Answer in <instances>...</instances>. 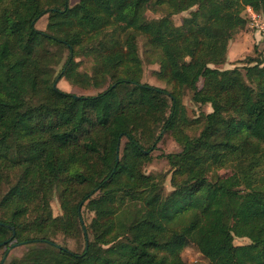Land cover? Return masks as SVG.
Here are the masks:
<instances>
[{"label": "trees", "instance_id": "16d2710c", "mask_svg": "<svg viewBox=\"0 0 264 264\" xmlns=\"http://www.w3.org/2000/svg\"><path fill=\"white\" fill-rule=\"evenodd\" d=\"M247 7L264 18V0H0V264H187V242L209 264H264V57L220 68ZM140 36L170 90L140 81ZM187 90L211 112L189 118ZM169 134L166 192L143 169Z\"/></svg>", "mask_w": 264, "mask_h": 264}, {"label": "rangeland", "instance_id": "374dc122", "mask_svg": "<svg viewBox=\"0 0 264 264\" xmlns=\"http://www.w3.org/2000/svg\"><path fill=\"white\" fill-rule=\"evenodd\" d=\"M78 1L79 0H68V6L71 7ZM161 16H163V13L159 11L156 13L151 10L146 11V18L149 20L157 19ZM187 16L188 12L174 15L172 17L173 24L179 27L182 24V20ZM47 22L48 15L45 14L36 22L35 28L40 31H45ZM145 42L146 41L144 37H138V53L143 65L142 72L140 74V81L154 87L170 90V86L166 82L159 79V77H156V73L159 70V66L157 65V58L159 56L158 53L151 47H149ZM263 43L264 35L254 27L253 22L249 18V14L247 13V10L245 8L240 15L239 30L235 33L228 44L226 63L220 68L233 69L235 67L242 66L243 61L251 57H257L258 54H262L264 57V53L262 51ZM76 61L81 63L79 67L80 72L86 73L88 76L93 75V71L91 70L92 62L90 61V58H77ZM59 70L60 66H57L54 69L55 73H58ZM198 86L201 87V83H199ZM56 87L65 93H70L76 96H86L97 94L98 92L104 90L106 86H104L102 89H82L78 86L71 85L66 79L62 78L56 83ZM190 98L191 92L188 90L185 91L183 104L186 107L187 116L189 118L195 119L200 115V113L211 112V108L209 105L196 106L190 101ZM179 151V146L175 143L170 134L164 135L158 143L157 149L152 154V160L147 165H145L143 169L145 174L167 175L164 183L166 192L171 190V187L169 185L170 175L168 174L169 167L162 156ZM50 207L53 216L56 217L61 215L56 194L52 198ZM81 215L83 222L85 224H88L92 218V215L87 213L85 210L81 213ZM55 241L58 244L66 246L73 251H81L83 248V240L81 239L74 241L72 239L64 237L63 235H58ZM234 243L244 244L247 243V241L245 239L236 238ZM25 252L26 247L24 245L14 246L5 255L4 260L6 263H8V261H11L13 259H19ZM1 253L2 252L0 251V256ZM181 259L187 264H209L208 261L199 253L195 245L190 242H187L184 249L182 250Z\"/></svg>", "mask_w": 264, "mask_h": 264}, {"label": "built area", "instance_id": "2783aa9c", "mask_svg": "<svg viewBox=\"0 0 264 264\" xmlns=\"http://www.w3.org/2000/svg\"><path fill=\"white\" fill-rule=\"evenodd\" d=\"M247 13L249 14V18L252 20L254 27L264 35V18L252 10L251 8H246Z\"/></svg>", "mask_w": 264, "mask_h": 264}, {"label": "water", "instance_id": "95a60500", "mask_svg": "<svg viewBox=\"0 0 264 264\" xmlns=\"http://www.w3.org/2000/svg\"><path fill=\"white\" fill-rule=\"evenodd\" d=\"M54 87H55V85H54ZM11 230H13V228L11 227ZM85 233V232H84ZM0 245H2V244H0Z\"/></svg>", "mask_w": 264, "mask_h": 264}]
</instances>
